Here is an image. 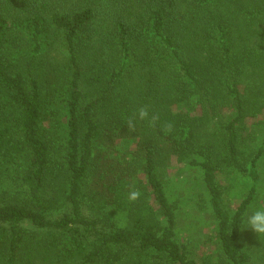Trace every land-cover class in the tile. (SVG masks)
<instances>
[{
	"label": "trees",
	"instance_id": "obj_1",
	"mask_svg": "<svg viewBox=\"0 0 264 264\" xmlns=\"http://www.w3.org/2000/svg\"><path fill=\"white\" fill-rule=\"evenodd\" d=\"M261 103L264 0H0V264H252L264 235L242 220L264 207V136L246 126ZM142 105L159 122L129 130ZM126 130L135 165L113 144ZM163 142L196 171L213 235L178 225L189 205Z\"/></svg>",
	"mask_w": 264,
	"mask_h": 264
},
{
	"label": "rangeland",
	"instance_id": "obj_2",
	"mask_svg": "<svg viewBox=\"0 0 264 264\" xmlns=\"http://www.w3.org/2000/svg\"><path fill=\"white\" fill-rule=\"evenodd\" d=\"M243 92L248 96L249 95V88L245 87ZM257 113L254 118L248 119L247 126L249 128V134L255 135L256 137H262L264 136V104H259L258 108L256 109ZM233 111L232 108L227 107H219L217 109L218 117L216 121H223L227 120L229 114ZM67 126V116L64 114H58L55 118H49L48 116L44 119V129H47L54 138H61L60 133H62ZM245 127V128H246ZM125 137L127 138V143L124 144L126 141H119L118 143L114 142V146H116L117 150L119 151V157L122 159L123 165L127 164H136L135 161H131V158L127 156L126 158L123 156L125 152V146H129V150H132L134 148L135 143V136L129 131L126 130L124 132ZM129 139V140H128ZM132 142V143H131ZM162 146L168 150V164H167V173L168 177L171 179V193L173 196L181 197L183 202V207L188 204L189 206H186V209L188 210V215H180L177 219V223L180 226V228L183 231L184 235H197L195 237H200L198 235H213L211 232V229L205 225V218L206 216H202L199 214L200 207L196 208V206L192 203V200H190L193 196H196L199 194V184L196 180V171L193 169H187L185 164L177 162L175 157H173L172 152L168 148L166 143H162ZM264 169V165L262 166ZM224 183V181H223ZM228 185V184H227ZM102 192H105L103 189H100ZM107 193V192H105ZM228 200V206L230 209L236 208V200L231 199L230 197L227 198ZM260 203L253 207L259 208ZM252 209V210H253ZM65 210V208L63 209ZM251 210V211H252ZM60 210L55 211L56 214L59 213ZM202 230V231H201ZM249 233L247 234V236ZM253 240H249V250L251 251V260L252 264H264V244L259 245L255 244ZM206 245L213 246L214 243L206 242L204 246ZM205 250H208L209 248H205Z\"/></svg>",
	"mask_w": 264,
	"mask_h": 264
},
{
	"label": "clouds",
	"instance_id": "obj_3",
	"mask_svg": "<svg viewBox=\"0 0 264 264\" xmlns=\"http://www.w3.org/2000/svg\"><path fill=\"white\" fill-rule=\"evenodd\" d=\"M159 119L158 114L150 112L148 105H142L127 119L126 126L129 130L134 131L137 120L148 121L149 126H155L159 122ZM161 128L165 134H169L173 129V125L169 122H165ZM140 196L141 192L135 189L128 193V199L133 202L138 200ZM242 224L243 230L250 229L257 236L264 235V207L256 208L250 213L245 214Z\"/></svg>",
	"mask_w": 264,
	"mask_h": 264
}]
</instances>
